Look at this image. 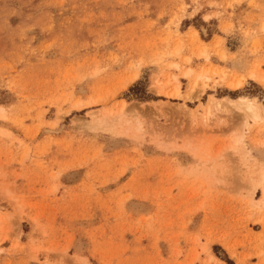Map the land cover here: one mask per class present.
Returning a JSON list of instances; mask_svg holds the SVG:
<instances>
[{"label":"rangeland","instance_id":"374dc122","mask_svg":"<svg viewBox=\"0 0 264 264\" xmlns=\"http://www.w3.org/2000/svg\"><path fill=\"white\" fill-rule=\"evenodd\" d=\"M263 191L264 0H0V264H264Z\"/></svg>","mask_w":264,"mask_h":264},{"label":"bare ground","instance_id":"6f19581e","mask_svg":"<svg viewBox=\"0 0 264 264\" xmlns=\"http://www.w3.org/2000/svg\"><path fill=\"white\" fill-rule=\"evenodd\" d=\"M187 75V74H186ZM240 84L239 81H237L235 83V86H238ZM195 90V85L193 87V90H192V93L194 92ZM172 96L175 95V96H179V92L177 91V89L171 94ZM213 100V99H212ZM242 106L245 108L246 112L248 113V115L253 119V120H257L259 119V115L256 114L254 108H253V105L250 103L251 101H249L248 99L246 98H239L238 100ZM123 104V103H122ZM123 106V105H122ZM264 192V191H263Z\"/></svg>","mask_w":264,"mask_h":264}]
</instances>
